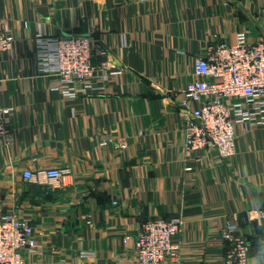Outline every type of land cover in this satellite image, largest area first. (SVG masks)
Masks as SVG:
<instances>
[{
    "label": "crops",
    "instance_id": "obj_1",
    "mask_svg": "<svg viewBox=\"0 0 264 264\" xmlns=\"http://www.w3.org/2000/svg\"><path fill=\"white\" fill-rule=\"evenodd\" d=\"M262 17L264 0H0V32L15 40L0 53L11 134L9 144L0 140V215L13 211L33 226L28 264H131L141 224L169 216L184 219L170 264H221L219 233L232 217L257 238L250 264H264V222L246 221L264 209V128H238L233 157L209 152L187 173L178 104L192 60L245 28L251 41L261 38ZM39 31L93 35L121 77L105 94L51 90L35 56ZM103 137L114 142L100 146ZM51 167L68 171L51 183L41 173Z\"/></svg>",
    "mask_w": 264,
    "mask_h": 264
},
{
    "label": "built area",
    "instance_id": "obj_2",
    "mask_svg": "<svg viewBox=\"0 0 264 264\" xmlns=\"http://www.w3.org/2000/svg\"><path fill=\"white\" fill-rule=\"evenodd\" d=\"M264 28V17L260 18ZM247 28L236 33L233 42L217 40L207 45L202 56L192 60L193 80L179 89L182 118V159L189 173L205 164L206 155L216 152L220 160L235 154L237 129L264 128V36L251 41ZM11 34L0 32V53L11 49ZM35 56L42 74L53 78L50 89L66 98L105 94L107 84L122 71L105 59L106 47L93 35H35ZM9 110H0V140L9 144L5 126ZM103 137L99 145L113 143ZM118 140L119 149L126 148ZM68 170L48 168L41 173L47 182L57 183ZM24 180H35L30 171ZM115 205L116 202H113ZM264 222V209L246 213V221ZM184 225L180 216L154 218L141 224L135 239L131 264H170L178 259L174 239ZM224 249L221 264H250L247 237L236 217L220 229ZM37 252L33 226L13 211L0 215V264H28L27 255ZM91 256V254L89 255Z\"/></svg>",
    "mask_w": 264,
    "mask_h": 264
},
{
    "label": "trees",
    "instance_id": "obj_3",
    "mask_svg": "<svg viewBox=\"0 0 264 264\" xmlns=\"http://www.w3.org/2000/svg\"><path fill=\"white\" fill-rule=\"evenodd\" d=\"M261 235H264V234H260L259 236L261 237ZM259 238V237H258ZM247 241H248V243L250 244V247H251V249H250V251H249V253L250 254H253L254 255V253L256 252V251H260L261 249H259L258 247H256V244H255V242H257V238L255 237V236H250V237H247ZM254 247H255V249H254Z\"/></svg>",
    "mask_w": 264,
    "mask_h": 264
},
{
    "label": "rangeland",
    "instance_id": "obj_4",
    "mask_svg": "<svg viewBox=\"0 0 264 264\" xmlns=\"http://www.w3.org/2000/svg\"><path fill=\"white\" fill-rule=\"evenodd\" d=\"M11 37L13 38L12 45H11V48H12L15 40H14V37L12 35H11Z\"/></svg>",
    "mask_w": 264,
    "mask_h": 264
}]
</instances>
